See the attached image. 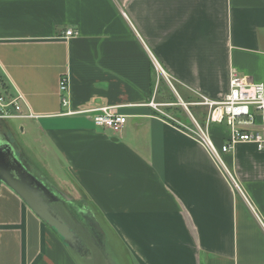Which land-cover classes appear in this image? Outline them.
<instances>
[{"label":"crops","instance_id":"crops-1","mask_svg":"<svg viewBox=\"0 0 264 264\" xmlns=\"http://www.w3.org/2000/svg\"><path fill=\"white\" fill-rule=\"evenodd\" d=\"M232 71L264 85V0H0V94L33 116L2 130L36 132L66 174L13 140L30 172L89 209L125 264H264V148L221 153L230 129L212 125L218 162L174 123L203 124L194 103L222 99ZM103 107L120 133L92 123ZM0 264H75L1 182Z\"/></svg>","mask_w":264,"mask_h":264},{"label":"water","instance_id":"water-1","mask_svg":"<svg viewBox=\"0 0 264 264\" xmlns=\"http://www.w3.org/2000/svg\"><path fill=\"white\" fill-rule=\"evenodd\" d=\"M0 182L60 239L75 264H125L119 245L87 208L72 203L24 166L0 136Z\"/></svg>","mask_w":264,"mask_h":264},{"label":"built area","instance_id":"built-area-1","mask_svg":"<svg viewBox=\"0 0 264 264\" xmlns=\"http://www.w3.org/2000/svg\"><path fill=\"white\" fill-rule=\"evenodd\" d=\"M77 34L72 29L67 30L64 36L70 39L77 36ZM229 81L228 91L222 99L215 101L203 96L200 97V101L194 103V105L205 107L207 110L203 124L195 121L191 115L189 126L174 121L218 162H220V153H218L208 135L209 128L212 125L226 124L230 129L226 144L219 150L221 153L230 152L237 143H253L257 151H262L264 148V133L247 130V128L253 127L256 117H259L260 122L264 125V85L262 83L244 82L237 77L235 71L231 72ZM59 90L62 95L67 93L68 82L66 78L60 80ZM62 101L64 104L66 103L64 98H62ZM32 117L23 115L21 105L15 100L7 101L0 94V120ZM126 122V116L116 113L114 107L96 109L92 116V123L95 126L108 129L114 134L120 133Z\"/></svg>","mask_w":264,"mask_h":264},{"label":"rangeland","instance_id":"rangeland-1","mask_svg":"<svg viewBox=\"0 0 264 264\" xmlns=\"http://www.w3.org/2000/svg\"><path fill=\"white\" fill-rule=\"evenodd\" d=\"M192 111V108H191ZM188 121V119L186 120ZM15 127L14 129V135H13V140L14 142L18 143L19 142H23L27 143L28 145H31V150L34 156L42 158V159H50V166L53 170L54 173H56L58 176H60L61 178H63V176H65V172L62 171L59 167L57 162L54 160V158L48 153V155L42 151L39 143H36L38 141V138L36 137L37 135L33 132V133H29L27 135H24L23 132L21 131V127H23L22 125L25 124L24 121H13L12 123ZM185 125V124H184ZM189 126V125H187Z\"/></svg>","mask_w":264,"mask_h":264},{"label":"flooded vegetation","instance_id":"flooded-vegetation-1","mask_svg":"<svg viewBox=\"0 0 264 264\" xmlns=\"http://www.w3.org/2000/svg\"><path fill=\"white\" fill-rule=\"evenodd\" d=\"M0 136H1L2 138L5 137V138H7V139L9 140V142L11 143V145H13V147H14V149H15V151H16L17 158L20 159V160L22 161V163H23L24 166L27 168V170L32 171V169L30 168V166H29L28 163L26 162V159H24V156H23L22 152L19 151V149L17 148V145H15V143L13 142V140H12V139H9V138H11V137H9V136L7 135V133H5V131L2 130L1 125H0ZM31 173H32V172H31Z\"/></svg>","mask_w":264,"mask_h":264},{"label":"trees","instance_id":"trees-1","mask_svg":"<svg viewBox=\"0 0 264 264\" xmlns=\"http://www.w3.org/2000/svg\"><path fill=\"white\" fill-rule=\"evenodd\" d=\"M4 87H5V86H4V84H2V83H1V85H0V89H2V90H3V89H4Z\"/></svg>","mask_w":264,"mask_h":264}]
</instances>
